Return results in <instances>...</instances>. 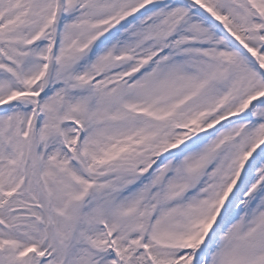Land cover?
I'll return each instance as SVG.
<instances>
[{"label": "snow or ice", "instance_id": "obj_1", "mask_svg": "<svg viewBox=\"0 0 264 264\" xmlns=\"http://www.w3.org/2000/svg\"><path fill=\"white\" fill-rule=\"evenodd\" d=\"M0 264H264V0H0Z\"/></svg>", "mask_w": 264, "mask_h": 264}]
</instances>
